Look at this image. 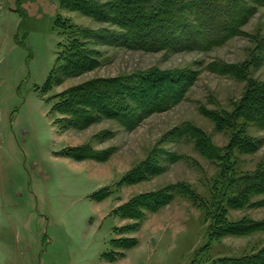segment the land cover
Returning a JSON list of instances; mask_svg holds the SVG:
<instances>
[{"label": "rangeland", "instance_id": "rangeland-1", "mask_svg": "<svg viewBox=\"0 0 264 264\" xmlns=\"http://www.w3.org/2000/svg\"><path fill=\"white\" fill-rule=\"evenodd\" d=\"M57 18L67 24L64 38L82 28L117 31L63 8L60 0H0V264H208L262 248L264 231L209 240L205 208L187 197L144 210L138 219L113 210L133 197L152 200L180 182L205 201L215 186L222 204L242 190L241 178L264 170V129L240 120L243 128L218 131L202 112H231L250 83H264V7L238 35L209 51H145L89 41L95 55L88 68L74 77H53L46 90L59 66ZM238 70L240 77L224 73ZM184 72L191 83L181 99L131 128L87 103L75 125L52 110L55 96L71 87ZM184 124L203 130L217 157L206 158L192 137L178 133ZM231 139L236 146L225 154ZM218 156L227 162L223 179ZM141 163L145 178L120 183ZM104 188L110 194L98 200ZM245 199L241 209L222 205L227 220H264V195ZM124 238H134L136 246H112L113 239ZM110 252L118 255L112 262L104 258Z\"/></svg>", "mask_w": 264, "mask_h": 264}, {"label": "trees", "instance_id": "trees-1", "mask_svg": "<svg viewBox=\"0 0 264 264\" xmlns=\"http://www.w3.org/2000/svg\"><path fill=\"white\" fill-rule=\"evenodd\" d=\"M19 2L20 0H17L18 5ZM60 4L69 11H77L98 22L113 24L117 31H93L85 28L72 32L69 30L71 37L66 39L64 36L67 24L57 18L55 26L60 35V43L56 61L59 66L49 75L44 86L46 90L51 86L53 77L58 75L59 79L74 77L78 72L88 68L91 58L95 55L93 50L88 49L89 41L94 45L116 43L145 51H209L238 35L251 14L257 8L264 7V0H60ZM15 11L21 15L19 8ZM238 72L239 70L224 73L240 77ZM190 83L187 72L144 73L119 77L68 88L55 96L57 102L52 110L59 114H67L71 117V125H75L77 121L82 123L81 113L84 112L83 107L87 103L88 109L98 110L99 107V113L108 115L125 127L131 128L143 117L167 109L179 101ZM202 112L213 121L218 131L236 130L240 126L243 128L244 125L238 123L240 120L254 123L256 127L264 129V83H250L242 99L233 106L231 112ZM177 132L192 137L196 141L197 149L206 158L217 157L215 154L219 150L210 144L203 130L184 124ZM232 141L231 139L225 146L223 151L225 154H230L236 146ZM242 144L246 142L243 141ZM65 156L72 157V153L67 152ZM218 158L222 164L223 179L227 173L223 164L226 161L221 156ZM145 170H147L145 164H139L128 172L120 183H129L128 181L135 179L134 176L141 179L145 175ZM240 182L243 184L242 190L238 189L222 204L218 201L215 186L210 190V199L205 201L197 196L189 185L180 182L172 184L165 194H154L155 198L146 202L140 199L141 197H133L114 209L113 213L126 219H138L142 211L154 212L162 205L171 203L175 197L182 196L189 198L193 204L205 208L209 221L207 231L209 240L264 231V220L243 219L237 222L227 220L223 204L226 208L241 209L247 204L245 197L248 194L264 195V170H259L250 177H243ZM109 194V190L104 188L97 199L108 197ZM161 197L163 199L158 202L157 198ZM156 202L158 206L155 207L153 204ZM111 244L128 250L136 246L137 241L134 238L113 239ZM108 254H104V258L110 262L118 256L111 252ZM208 264H264V246L241 257H221Z\"/></svg>", "mask_w": 264, "mask_h": 264}]
</instances>
